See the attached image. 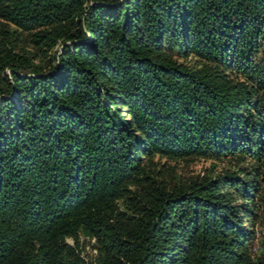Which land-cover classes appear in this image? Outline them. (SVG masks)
Instances as JSON below:
<instances>
[{
  "label": "trees",
  "instance_id": "trees-1",
  "mask_svg": "<svg viewBox=\"0 0 264 264\" xmlns=\"http://www.w3.org/2000/svg\"><path fill=\"white\" fill-rule=\"evenodd\" d=\"M259 234L264 0H0V264H264Z\"/></svg>",
  "mask_w": 264,
  "mask_h": 264
},
{
  "label": "rangeland",
  "instance_id": "rangeland-1",
  "mask_svg": "<svg viewBox=\"0 0 264 264\" xmlns=\"http://www.w3.org/2000/svg\"><path fill=\"white\" fill-rule=\"evenodd\" d=\"M233 166L229 160H223L222 162L214 161L211 159H197L187 161H172L169 159H154L153 169L159 175L165 177V179L171 183H178L190 180L195 177H204L211 173L217 174L224 172L226 168ZM120 208L123 205L120 204ZM67 242L76 246L79 243V247L82 250V256L88 263L95 262L97 259V249L93 247L94 240H89L83 235L78 238H68ZM254 254L260 256L264 252V239L263 234H259L257 240L254 243Z\"/></svg>",
  "mask_w": 264,
  "mask_h": 264
}]
</instances>
